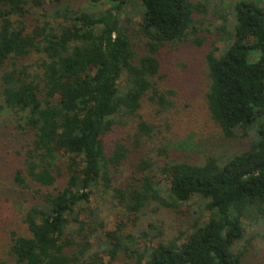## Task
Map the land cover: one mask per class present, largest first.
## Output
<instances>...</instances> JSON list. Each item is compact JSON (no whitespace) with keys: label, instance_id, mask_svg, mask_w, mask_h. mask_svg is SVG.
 <instances>
[{"label":"trees","instance_id":"16d2710c","mask_svg":"<svg viewBox=\"0 0 264 264\" xmlns=\"http://www.w3.org/2000/svg\"><path fill=\"white\" fill-rule=\"evenodd\" d=\"M102 2L89 12L62 0H0V111L29 138L12 168L26 233L6 228L0 264H113L120 255L130 264H243L256 238L264 253V7L236 0L231 26L220 13L224 47L211 43L204 56L212 121L224 138L251 127L255 138L198 161L173 159L163 146L158 162L135 151L153 134L139 112L145 100L158 113L172 104L156 88L159 51L202 45L206 5L88 0ZM95 190L133 221L163 209L178 226L147 222L132 233L117 221L106 230L91 206Z\"/></svg>","mask_w":264,"mask_h":264},{"label":"rangeland","instance_id":"374dc122","mask_svg":"<svg viewBox=\"0 0 264 264\" xmlns=\"http://www.w3.org/2000/svg\"><path fill=\"white\" fill-rule=\"evenodd\" d=\"M200 1L207 8L206 14L202 16L203 22L200 23L202 30L197 33L204 37L203 44L198 46L188 42L176 46L166 45L159 51L161 64L156 88L172 104L167 110L158 113V106L145 100L139 112L143 119L152 125L153 134L152 139L144 138L142 145L135 148V151L140 156L152 155L158 162L160 156L156 149L163 146L167 147V153L173 159L198 161L207 155L227 156L237 153L247 148L249 142L255 138L254 127L247 129L245 136L240 128L236 131V137L224 138L209 115L205 99L209 80L204 56L212 48L213 43L218 52L224 47L218 34L219 28L224 25L219 14H224L227 24L231 26L234 21L231 6L236 0ZM247 1L264 7V0ZM62 4L89 12L102 10L108 6L106 2H102L93 7L88 0H62ZM126 9L132 14L135 5L130 4ZM12 119L8 113L0 111V258L2 260L7 259L6 249L3 247V243L7 240L6 228L26 233L25 226L20 221L25 204L18 197L19 188L12 180V168L18 161L15 152L19 151L21 144L29 138H24L13 131ZM59 157L64 161L62 155ZM126 166L130 165L126 164ZM126 166L121 167L117 182L122 181L127 175ZM91 206L100 210L106 230H113L117 221L127 222L124 230L132 233L144 230L147 222L168 232H172L178 226L171 214L163 209L155 215L148 214L133 221L132 215L120 213L116 201L101 190L92 193ZM180 213L181 216H186L188 211L182 209ZM248 231L252 230L248 229ZM252 246L253 248L243 257V264H264L261 240L254 239ZM113 264L130 263L120 255Z\"/></svg>","mask_w":264,"mask_h":264}]
</instances>
